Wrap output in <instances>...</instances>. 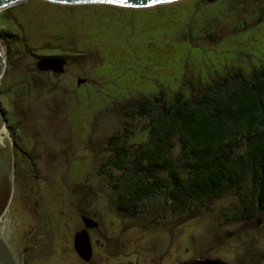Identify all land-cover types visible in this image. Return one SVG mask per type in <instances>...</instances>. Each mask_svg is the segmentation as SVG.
Instances as JSON below:
<instances>
[{
	"label": "rangeland",
	"instance_id": "374dc122",
	"mask_svg": "<svg viewBox=\"0 0 264 264\" xmlns=\"http://www.w3.org/2000/svg\"><path fill=\"white\" fill-rule=\"evenodd\" d=\"M208 1L215 6L24 0L0 13V134L14 165L0 231L19 264H174L204 255L264 264V211H243L235 190L197 200L191 213L155 196L132 216L117 211L104 188L123 176L105 166L108 136L128 134L126 146L144 139L141 99L158 90L195 98L226 70L249 75L264 65V0ZM54 56L64 58L60 71L38 68ZM80 183L97 189L92 237L103 242L87 261L72 246L80 224L73 199L81 193L70 187Z\"/></svg>",
	"mask_w": 264,
	"mask_h": 264
},
{
	"label": "trees",
	"instance_id": "16d2710c",
	"mask_svg": "<svg viewBox=\"0 0 264 264\" xmlns=\"http://www.w3.org/2000/svg\"><path fill=\"white\" fill-rule=\"evenodd\" d=\"M185 91L141 99L144 139L126 146L128 134L108 136L105 166L122 170L113 185L122 198L131 191L126 211L134 216L157 196L171 211L191 213L197 200L229 190L240 193L243 211H264V65L249 75L226 70L195 98Z\"/></svg>",
	"mask_w": 264,
	"mask_h": 264
},
{
	"label": "water",
	"instance_id": "95a60500",
	"mask_svg": "<svg viewBox=\"0 0 264 264\" xmlns=\"http://www.w3.org/2000/svg\"><path fill=\"white\" fill-rule=\"evenodd\" d=\"M22 0H0V9L6 8ZM57 3L77 4V3H109L121 6L130 7H141L148 6L156 3H161L171 0H47ZM57 62V63H56ZM51 61L47 59L40 60L38 68L46 69L51 68L52 70H61V63L59 61ZM60 66V67H59ZM4 67V57L0 49V76ZM84 79L78 77L76 83L83 82ZM4 112L0 105V127L3 126ZM10 151L9 145L4 137L0 134V224L3 217L5 206L10 196ZM3 232L0 231V264H19L17 259L14 257L10 247L3 238ZM2 235V236H1ZM73 249L75 250L78 257L86 260L89 257L90 248L86 233L76 235L72 241ZM180 264H222L221 261L214 259H192L183 261ZM223 264H228L223 262Z\"/></svg>",
	"mask_w": 264,
	"mask_h": 264
},
{
	"label": "flooded vegetation",
	"instance_id": "af4514ba",
	"mask_svg": "<svg viewBox=\"0 0 264 264\" xmlns=\"http://www.w3.org/2000/svg\"><path fill=\"white\" fill-rule=\"evenodd\" d=\"M22 1H24V0H22ZM22 1H20V2H22ZM20 2H17L16 4H18ZM13 5H15V4H13ZM13 5H11V6H13ZM11 6H8L6 8L0 9V13L4 12L6 9H8ZM46 59L54 61V62H56V61H59L60 63L64 62V58L55 57V56L54 57H46ZM4 65H5V63H4ZM48 69L51 70V68H48ZM48 69H45V70H48ZM83 83H85V81H83V82H81L79 84H83ZM10 160H11V156H10ZM11 165H12V167L14 166L12 162H11ZM109 183L110 184H107L106 186H104V188H107L108 190H110L109 192L113 193V197L111 196L110 199H111V201L114 202V203L113 202L112 203L114 204L115 209L117 211H119V212H126V204H127L128 201L131 200V195H132L131 191L130 190H125L126 191L125 192V197L122 198L120 196L119 192H117V190H116L117 188H120V187L119 186H114L113 182H109ZM122 185H123V183H122ZM70 189H72L74 192L76 191L77 193H79V192L81 193V196L80 195L74 196V199H73L74 208L76 209V211H78V216H79V220L78 221H80V224L76 228V230H75V232L73 234V237L76 236V235H81L82 233H86L87 239H88L89 248H90L89 257L87 259H91L92 258V252L94 250L95 241L97 242L98 245L103 243V242H101L100 239H98V238L93 239V237H92L93 233L95 232V230H97V224H98V220H97L98 215H97L96 212H93V210H92V206H95V207L99 208V206L96 205V200L98 198L97 189L93 185H89L87 183L86 184H84V183L81 184L80 183L79 185H77V184L76 185H72L70 187ZM116 195H119L120 197H117ZM116 199H117V201H115ZM102 224L106 227L105 229H109L107 227V225L110 224V222H109V220L107 218L103 220ZM2 232L4 233L3 234V238L5 239L7 244L9 245L14 257L16 258V255L13 252L14 248L11 245V242L9 241L8 236L6 235V232H4V231H2ZM98 232L100 233V235H102L104 237V240L107 241L108 236L106 234L104 235L100 230H98ZM172 238H173V233L171 232L170 233V237H168L166 239V243H170V241L173 240ZM106 248H107V246H106ZM25 252H26V248L23 247L22 248V254L24 255ZM87 259H86V261H87ZM194 259H214V260L221 261L222 264H223V262L228 263V264H234L232 262L223 260L222 257H210L209 258L208 256L204 255L201 258H194ZM20 261L22 262V259ZM82 261H83V259H82ZM178 263H180L178 260L176 262H174V264H178Z\"/></svg>",
	"mask_w": 264,
	"mask_h": 264
}]
</instances>
